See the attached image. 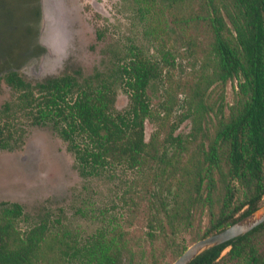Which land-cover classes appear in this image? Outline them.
Returning a JSON list of instances; mask_svg holds the SVG:
<instances>
[{
	"label": "trees",
	"instance_id": "obj_1",
	"mask_svg": "<svg viewBox=\"0 0 264 264\" xmlns=\"http://www.w3.org/2000/svg\"><path fill=\"white\" fill-rule=\"evenodd\" d=\"M194 2L135 0L158 58L134 45L88 76L79 68L36 82L3 76L12 96L0 106V149L23 145L24 123L49 126L78 174L113 184L114 196L92 212L87 235L47 214L24 228L23 207L0 202V264H172L264 205V0H196L191 13ZM202 33L204 48L193 36ZM173 35L184 52L168 44ZM200 49L195 80L182 86L184 111L172 121L168 103L154 109L148 89ZM229 82L236 91L225 113ZM213 84L221 95L207 100ZM118 89L128 98L122 110ZM189 118L192 131L175 134ZM146 122L154 125L148 140ZM190 264H264V223Z\"/></svg>",
	"mask_w": 264,
	"mask_h": 264
},
{
	"label": "rangeland",
	"instance_id": "obj_2",
	"mask_svg": "<svg viewBox=\"0 0 264 264\" xmlns=\"http://www.w3.org/2000/svg\"><path fill=\"white\" fill-rule=\"evenodd\" d=\"M192 5L194 13L196 0ZM139 16L135 0H0V72L16 70L30 82L78 68L88 76L95 69L103 71L134 45L158 58L160 47L145 33ZM205 34L193 35L203 48L208 39ZM172 43L184 52L182 36L173 35L168 44ZM201 54L200 49L195 58L176 59L181 67L148 89L152 107L159 109L167 102L172 121L184 111L182 86L193 84ZM191 62L196 63L193 70ZM235 91L236 82L224 86L225 113L233 104ZM219 95L221 88L215 84L205 92L207 100ZM11 96L12 92L0 82V106ZM127 102V95L118 89L116 108L124 109ZM22 125L23 145L0 149V202L23 207L29 217L21 223L24 228L47 214L59 216L61 225L69 230L90 234L96 226L92 212L111 203L113 184L82 178L66 143L51 127ZM153 131L154 125L146 122V140ZM191 131L189 118L179 124L175 134L186 136Z\"/></svg>",
	"mask_w": 264,
	"mask_h": 264
},
{
	"label": "water",
	"instance_id": "obj_3",
	"mask_svg": "<svg viewBox=\"0 0 264 264\" xmlns=\"http://www.w3.org/2000/svg\"><path fill=\"white\" fill-rule=\"evenodd\" d=\"M262 223H264V205L224 230L194 242L172 264H190L200 254L243 236Z\"/></svg>",
	"mask_w": 264,
	"mask_h": 264
},
{
	"label": "flooded vegetation",
	"instance_id": "obj_4",
	"mask_svg": "<svg viewBox=\"0 0 264 264\" xmlns=\"http://www.w3.org/2000/svg\"><path fill=\"white\" fill-rule=\"evenodd\" d=\"M8 72H17V73H19L18 71H16V70H10V71H8ZM8 72H4V73H2V72H0V82H3V76L6 74V73H8ZM4 83V82H3ZM5 84V83H4ZM5 86L9 89V87L5 84Z\"/></svg>",
	"mask_w": 264,
	"mask_h": 264
}]
</instances>
